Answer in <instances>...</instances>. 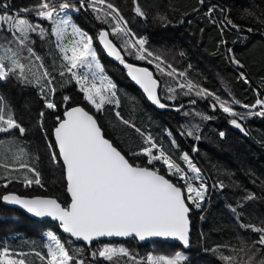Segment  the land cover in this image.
Segmentation results:
<instances>
[{"label":"snow or ice","instance_id":"snow-or-ice-1","mask_svg":"<svg viewBox=\"0 0 264 264\" xmlns=\"http://www.w3.org/2000/svg\"><path fill=\"white\" fill-rule=\"evenodd\" d=\"M198 3L202 6L207 5L204 15L214 24L217 23L214 13L219 9L222 15L219 21L222 25L220 28L222 35L227 28L238 32L244 31L240 24L230 18L228 9L216 4H207V0H198ZM133 5L137 17L145 20L149 18L148 11L139 0H133ZM10 8V2L0 0V38L8 45H17L15 49L10 46L3 48V55H0V82L15 79L21 84L37 87L44 101V108L55 114L54 119L57 123L53 127L51 137L44 128V117L47 113L43 110L39 113L37 126L45 140L51 164L63 172L66 192L70 197V201L62 205L54 197L29 198L15 193L0 195V201L8 205L19 206L35 217H48L58 221L63 232L70 237L67 244L71 247H66V243L57 235L48 233L46 253L37 251L34 255L41 264H99L100 261L119 264L120 259L124 257L131 260L132 264H183L189 257L181 252H176L172 256L149 254L146 259L139 260L125 247L108 245L95 247L94 242L105 237H131L139 241H146L148 238H172L180 241L184 247H189V214L192 207L201 212L206 211V197L210 187L222 190L225 185L221 181L209 186L202 169L193 162L188 153L174 157L166 152L150 133H145L133 121L121 115L118 110L120 100L117 98L116 85L103 75L104 68L93 47L94 38L73 23L68 13L91 8L98 20L109 24L111 31H99L96 39L109 56L114 57L128 69V75L143 89L147 99L161 109L167 105L161 102L158 95V80L147 68L135 67L128 63L121 53V48L136 60L154 64L161 75L175 79L180 89H187L186 95L211 98L210 106L213 111L217 108L222 110L229 118V123L242 133L247 134L243 120L249 116L264 118V98H258L253 105H241L249 111L237 112L233 105L240 104V101L232 98L229 103L228 99L199 86L197 82L188 78L186 71L178 72L159 54V51L154 52L146 47L149 44L148 39L136 36L132 32L129 21L110 0H77L76 3H72L71 0H60L59 3L55 0H38L31 7L21 8L15 13L8 11ZM20 13H32L40 21L51 22L52 27L46 29L41 23L22 18ZM248 15L251 16V13ZM152 18L162 23L168 22L167 15L160 12ZM254 31L255 29L251 27L247 28L248 33ZM31 33H35L41 40L49 34L55 36L56 47L63 61L59 65V76L64 77L68 73L70 80H74L79 86L84 100L92 105L96 112L103 113L106 105H114L116 119L139 134L146 147H142L140 151H131L130 155L133 158L144 157L140 164H137L135 159H130L128 153L107 138L103 125L94 114L79 106H69L61 113L64 105H70L72 97L64 95L59 103L52 98L57 91L55 76L48 65L43 63V57L34 51L33 45L36 41L30 36ZM110 36L117 37L120 44L114 43ZM220 43L227 44V41L222 39ZM226 51L227 59L233 65L238 69L245 67L231 47ZM22 52H26L27 55L22 56ZM36 61L40 63L37 64ZM52 67L55 68V62ZM81 69L87 71L81 72L79 71ZM239 79L253 86L245 72H239ZM261 85H264V78ZM253 87L258 95L264 96V87ZM168 91L174 93L175 88H169ZM227 96L231 97L230 91ZM168 98L174 99V96L170 95ZM191 103L195 104L196 101L192 100ZM199 115L203 120L212 119L203 113ZM193 128L194 130H187L181 134L199 141L201 139L197 134L199 125H194ZM16 132L19 137H25L28 128L15 117L12 105L4 93L0 92V169L4 170L0 173V178H6L8 183L13 179L19 180L26 187L33 185L44 187L39 166H32L31 162L24 158L27 153L23 149L13 151L19 144ZM168 135L172 136V133L169 132ZM219 135L224 137L225 133L220 132ZM171 146L179 148L175 137L171 139ZM177 160L183 161V166ZM158 164L162 167H157ZM17 172L19 176L13 177L12 174ZM3 186L7 187L8 184ZM256 199L257 195L249 192L237 201L235 206H229L239 229L242 232L250 230L258 236L249 243L240 235L241 247L233 251L243 253V257L221 252L219 259L225 264H264V221L257 225L246 223L241 218L247 215L243 211L246 202ZM203 218L202 215L201 219ZM76 242L83 246L76 245ZM86 252L92 260L85 258ZM257 256L260 258L256 259ZM0 264L31 262L26 258V254L12 251L4 241L0 242Z\"/></svg>","mask_w":264,"mask_h":264},{"label":"trees","instance_id":"trees-1","mask_svg":"<svg viewBox=\"0 0 264 264\" xmlns=\"http://www.w3.org/2000/svg\"><path fill=\"white\" fill-rule=\"evenodd\" d=\"M5 2L11 4L8 11L15 13L21 8L31 7L38 0H5ZM55 2L59 3L60 0H55ZM71 2L76 3L77 0H71ZM110 2L129 21V27L136 36L148 39L149 44L146 47L154 52L159 51V54L178 72L186 71L188 78L197 82L199 86L228 99L229 103L232 98L240 101V104L233 105L237 112L249 111L241 105H253L258 98H264V96L258 95L253 87H264L261 85V80L264 78V22H261L264 21V0H207V4H216L228 9L230 18L244 29L243 32H238L227 28L223 35L220 31L222 25L219 21L222 19V15L219 9L214 13L217 21L214 24L204 15L207 5H200L198 0H139V3L149 13L147 20L135 15L133 0H110ZM157 12L166 14L168 22L162 23L154 20L152 17ZM248 13H251V16ZM20 16L28 18L34 23H41L42 27L50 29L49 23L40 21L32 13H20ZM72 21L82 31L94 38L93 46L97 51V58L104 68V73L116 85L117 98L120 100L118 110L121 115L125 119L133 121L145 133H150L156 142L174 157L188 153L190 157L196 159L211 185L221 181L225 185L222 190L211 188L205 205L206 211L192 209L190 212V246L187 250H182L176 243L151 241L145 245H139L134 240L98 241L94 242L95 247L99 248L106 244L122 245L139 260H144L149 254L172 256L176 252H181L189 257L183 264H225L219 259L221 252L226 255L243 257V253L233 251V249L238 250L241 247L240 235H243L251 243V240L255 239L258 234L252 233L250 230L242 232L233 220L229 206H235L237 201L247 193H255L258 199L246 202L243 211L247 215L241 218L246 223L257 225L264 221V118L249 116L243 120L242 123L247 129V134L242 133L239 129L231 126L229 118L219 108L213 111L210 106L211 98L204 99L195 95H186L187 89H180L175 79L161 75L155 65L148 64L147 61L136 60L121 48V53L128 63L147 68L158 80V95L161 102L167 107L162 110L152 109L128 82L122 64L119 61L113 62L105 59L97 48L95 40L98 32L101 30L110 32L109 24L98 20L96 13L91 8L75 12L72 15ZM248 27L255 31L248 33ZM30 36L36 41L33 45L34 51L43 57V63L48 65L49 70L55 76L57 91L52 98L59 103L64 95L72 97L70 105H64L61 108V113L69 106H79L89 111L90 114H94L103 125L107 138L113 141L119 149L128 153L130 159H135V162L140 164L144 157L133 158L130 155L131 151H140L142 147H146L139 134L116 119L113 106L106 105L103 113L96 112L84 100L75 81L70 80L68 73L64 77L59 76V65L63 61L56 52L52 35H47L43 40L35 33H31ZM109 38L117 45L120 44L117 37L110 36ZM222 39L227 41V44H221ZM156 42H160L164 47L156 46ZM0 45H3L0 47V55H3L4 47L10 46L13 49L17 47L16 44L8 45L3 38H0ZM228 47L233 49L235 56L245 65L243 69L234 67L227 59L226 50ZM21 55L24 56L27 53L22 52ZM24 62L27 63V61ZM53 62H55V68L52 67ZM36 63L39 64L40 61H36ZM240 71L249 76L253 86H249L239 79ZM12 82L14 88H8L9 86L4 82H0V92H3L7 101L17 107L23 115H27L21 104L24 92H30L39 104H44L37 87L21 84L15 79H12ZM169 88H175V92L169 93ZM229 91L231 97L227 96ZM170 95L174 96V99H169ZM192 100H195L196 103L192 104ZM177 108L180 110L177 111ZM185 113H189V115H185ZM199 113L208 115L212 119L203 120ZM54 115L49 111L47 121L49 137L52 128L57 123ZM26 119L30 120V117L27 115ZM194 125H199L197 133L201 136L199 141L186 134H181L187 130H194ZM169 132L172 133V136L168 135ZM220 132L225 133L224 137L219 135ZM16 136L19 138V144L13 151L18 152L19 149H23L27 153L24 158L29 160L32 166H39L37 154L39 144L19 137L17 134ZM173 137L178 142L179 148L171 146ZM194 148L198 150L193 151ZM177 162L181 164L180 160ZM3 171L0 169V173ZM12 175L13 177L19 176V173ZM59 178L60 183L55 193L42 191L21 193L15 189L1 190L2 188H0V195L15 193L25 197H54L64 205L68 203V198L64 193V182L60 169ZM12 182L21 183L16 179H13ZM1 183H8V180L0 178ZM0 210L13 211L3 208L1 205ZM13 212L22 217L25 222L13 227L12 230L0 231V242L6 241L12 251L26 254V258L31 264H41L34 255L35 252L46 253L47 242L44 232L57 235L62 242L66 243V247H71L67 244L69 239L58 232L56 223L35 222L17 211ZM202 215L203 219H201ZM76 245L83 246L80 243H76ZM85 258L89 261L92 260L87 252ZM259 258V256L256 257V259ZM99 264H109V262L100 261ZM119 264H132V261L124 257L120 259Z\"/></svg>","mask_w":264,"mask_h":264},{"label":"rangeland","instance_id":"rangeland-1","mask_svg":"<svg viewBox=\"0 0 264 264\" xmlns=\"http://www.w3.org/2000/svg\"><path fill=\"white\" fill-rule=\"evenodd\" d=\"M74 13L75 12L70 11L68 13V15L72 17V15ZM22 18H24V17H22ZM46 22L49 23L50 28H51L52 27L51 22H49V21H46ZM70 31H71V29L69 28V32ZM52 37H53V41H54L56 52H57L58 56L61 57V59H62L61 53L59 52V49L56 47V38H55V36H52ZM69 39H70V37H69ZM155 45L158 46V47L159 46L164 47V45L163 44L161 45L160 42H156ZM79 71L85 72L87 70L86 69H81ZM103 75H106V74L103 73ZM89 77L91 78V74L90 73H89ZM178 79H180V78H178ZM9 81L11 83L12 79H10ZM4 84L7 85L5 82H4ZM97 85L99 86V81H97ZM7 86H9V85H7ZM76 86L79 89V86L77 84H76ZM14 87L9 86L8 88H14ZM82 95H83V93H82ZM25 97L27 98L26 100L29 102L31 100L29 98H31L33 96H32V94L30 92H28V94H26ZM27 101L24 104L23 99H22V103L21 104H22V107L26 110L27 115L30 117V120H27L26 119L27 115L26 116L23 115L17 107H15L13 104H12V106H14L13 109H14L16 115H17V116L15 115V117H17V119L19 120L20 123H22L24 126H26L28 128V131H29V134L31 135V137L35 138L37 143L40 144V146H38V147H40L39 158H38L39 159V170L41 171V174H42V182L44 183V187H40V186H37V185H33L31 187H26L23 183H19V184L18 183H7L8 186L4 187L3 185L6 184V183H1L0 184V188H2L1 190L15 189V190H17L18 192H21V193H33V192H37V191H42V192H45V193H55V191L57 190V187H58V185L60 183L59 168L57 166H54L53 164H51V162L49 160V157H48V154H47V149L45 148V140L42 138L41 132H40L38 126H37V120L39 118V113L43 110V111H45L47 113L46 116L44 117V128L47 129V134H48V122L47 121H48V118H49V111L50 110H47L46 108H44V104H39L38 105L39 107H35L32 103H31V105H29L27 103ZM90 106L92 107V105H90ZM111 106L114 107V105H111ZM221 112H222V110H221ZM232 127H234V126H232ZM17 133L18 132H16V134ZM27 137H28V135H26L24 138H27ZM190 158H192V157H190ZM192 159H193V162L199 167V165H198L199 163L197 162V160L194 159V158H192ZM181 165L183 166V161H181ZM157 167H162V165L158 164ZM203 175H204L205 180L207 181V184L209 186H211V184H210L208 178L206 177V175L205 174H203ZM210 190H211V187H210ZM208 197H209V193H208V195L206 197V202L208 201ZM192 209L193 210H197L194 207H192ZM15 214L16 213L13 212V211L0 210V217H2L4 219V221L0 220V231L12 230L13 227L17 226L18 224H23L25 222V220L22 217H20L19 215H18L19 219H18L17 222L11 223V222L6 221V217L5 216H10V215H15ZM48 233H50V232H44L43 233L44 236H45V241L47 242V244L49 243V241L47 240V234ZM106 245L114 246V247H123L122 245H117V244H106ZM125 258H127V257H125Z\"/></svg>","mask_w":264,"mask_h":264},{"label":"water","instance_id":"water-1","mask_svg":"<svg viewBox=\"0 0 264 264\" xmlns=\"http://www.w3.org/2000/svg\"><path fill=\"white\" fill-rule=\"evenodd\" d=\"M96 41V45H97V48L102 52V54L104 55L105 59L107 60H110V61H113V62H117V60L112 57V56H109L107 54V51L106 49L103 48V45L99 42L98 39L95 40ZM235 67V65H233ZM123 69H124V75L126 77V79L128 80V82L131 84V86L136 89L140 95L142 96L144 102L149 105L152 109L154 110H162L161 108H159L158 106L154 105L151 103V101H149L147 99V95L146 93H144L143 89L137 85L132 79L131 77L128 75V69H126L123 65H122ZM135 67H138V66H135ZM140 68H143V67H140ZM157 92L159 93V84H158V88H157ZM76 107V106H75ZM53 130V128H52ZM52 130L50 132V137H51V134H52ZM62 177H63V172H62ZM63 182H64V193L65 195L67 196L68 198V202L70 201V197L69 195L67 194L66 192V181L64 180L63 178ZM5 194H9V193H5ZM18 195V194H17ZM22 197H25V196H22ZM32 197H36V196H32ZM31 198V197H29ZM0 205L3 207V208H6V209H9V210H13V211H17L21 214H23L25 217H27L28 219L30 220H33L35 222H43V221H49V222H53V223H56L57 225V230L58 232L65 238L67 239H70V237L68 236V234L64 233L62 228L59 226V222L58 221H54L52 220L51 218H48V217H44V218H40V217H35L33 216L32 214L30 213H27L26 210L24 209H21L19 206H14V205H8L6 202H2L0 201ZM190 215V214H189ZM128 240H134L136 241L137 244L139 245H145L151 241L153 242H168V243H176L178 245H180L181 249L182 250H187L188 247H184L182 245V243L180 241H177L175 239H172V238H148L146 241H139L138 239H133L131 237H128V238H122V237H111V238H108V237H105V238H101L100 241H106V242H111V241H115V242H124V241H128ZM76 243H80V242H76Z\"/></svg>","mask_w":264,"mask_h":264},{"label":"crops","instance_id":"crops-1","mask_svg":"<svg viewBox=\"0 0 264 264\" xmlns=\"http://www.w3.org/2000/svg\"><path fill=\"white\" fill-rule=\"evenodd\" d=\"M5 83H6L7 85H9V86L14 87L13 82L10 83L9 80H8L7 82H5ZM10 84H11V85H10ZM26 94H28V92H27V93L24 92L23 95H22V99H23L24 104H25V102L27 101V100H26L27 98L25 97ZM32 96H33V94H32ZM29 99H31L29 102L27 101V103H28L29 105H31V103H32L35 107H39V106H38L39 103L36 102L34 96L31 97V98H29ZM27 103H26V104H27ZM35 103H36V104H35ZM12 107H14V106H12ZM15 115H16V113H15ZM16 116H17V115H16ZM16 118H17V117H16ZM5 135H7V134H5ZM17 135H19V134L17 133ZM27 135H28V137L25 138L26 140H28V141H33V142H34V141L37 142L35 138L31 137V135L29 134V131H28ZM39 146H40V144H39ZM39 150H40V147L37 146V154H38V158H39ZM11 183H13V182H11Z\"/></svg>","mask_w":264,"mask_h":264},{"label":"built area","instance_id":"built-area-1","mask_svg":"<svg viewBox=\"0 0 264 264\" xmlns=\"http://www.w3.org/2000/svg\"><path fill=\"white\" fill-rule=\"evenodd\" d=\"M5 217H6V221L11 222V223L17 222L19 219V217L17 215H10V216H5ZM0 220L4 221V219L2 217H0ZM150 248H151V246H150Z\"/></svg>","mask_w":264,"mask_h":264}]
</instances>
